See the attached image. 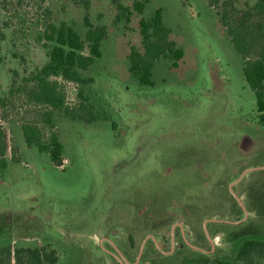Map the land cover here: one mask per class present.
Masks as SVG:
<instances>
[{"label":"rangeland","instance_id":"1","mask_svg":"<svg viewBox=\"0 0 264 264\" xmlns=\"http://www.w3.org/2000/svg\"><path fill=\"white\" fill-rule=\"evenodd\" d=\"M133 1L0 0V125L9 146L0 248L54 250L55 264H119L117 257L122 264H264V256L235 259L242 241L264 242V186H254L264 173L230 187L264 164L248 148L264 126L242 57L206 0H149L141 14ZM157 9L183 57L176 68L156 61L153 86H143L129 72L128 54L142 52L138 22ZM84 17L106 30L100 57L79 82L49 79L80 119L35 104L27 92L54 46L45 28L65 24L84 39ZM27 122L45 142L56 137L61 166L26 144ZM209 219L232 223L204 228Z\"/></svg>","mask_w":264,"mask_h":264},{"label":"trees","instance_id":"2","mask_svg":"<svg viewBox=\"0 0 264 264\" xmlns=\"http://www.w3.org/2000/svg\"><path fill=\"white\" fill-rule=\"evenodd\" d=\"M217 14L222 27L235 49L242 57L244 80L255 97L258 121L264 125V0H255L251 6L240 11L234 5L238 0H206ZM149 0H134L132 10L141 14ZM119 9H124L118 5ZM87 28L84 39L65 24H49L44 30V39L54 43L48 54V62L30 77L32 86L27 97L35 104L47 105L52 109H63L72 118L78 116L73 109L64 106V98L57 90L51 77H60L65 81L79 82L80 71H86L100 57V44L106 38L103 26L93 27L84 17ZM142 52L130 47L128 54L129 72L140 85L153 86L152 68L158 60H169L176 68L183 57V51L169 39L170 31L162 22L161 10H155L149 20L138 22ZM87 53L84 54V50ZM21 132L27 145H33L39 152H46L51 163L59 167L62 164V147L55 136L48 142L43 140L39 128L27 122L21 126ZM8 140L0 125V173L6 168L4 156L8 150ZM264 256V242L254 239L242 241L235 259L243 261L252 256ZM57 256L54 250L46 248H18L12 250L7 245L0 248V264H55ZM222 264V263H219Z\"/></svg>","mask_w":264,"mask_h":264},{"label":"crops","instance_id":"3","mask_svg":"<svg viewBox=\"0 0 264 264\" xmlns=\"http://www.w3.org/2000/svg\"><path fill=\"white\" fill-rule=\"evenodd\" d=\"M260 125H262V124H260ZM262 126H264V125H262ZM263 133H264V131H263ZM249 140L247 141V142H249V146H248V148L249 149H253L254 151L256 150V151H259V152H261L262 153V156L264 157V137H262V139H260L259 141H257V142H254L253 140H252V138L250 139V138H248ZM255 144V145H254ZM255 167H262V168H260V169H256V170H251V171H249V172H254V171H257V172H260V173H264V164L263 165H254V166H252V167H250V168H255ZM250 168H248V169H250ZM248 169H246V170H248ZM243 172H245V171H243ZM242 172V173H243ZM249 172H247V173H249ZM247 173H245V174H247ZM244 174V175H245ZM264 175V174H263ZM264 177V176H263ZM263 182V181H262ZM261 184V182H255L254 183V186L255 185H257L258 187H263L264 186V182H263V185L261 186L260 185Z\"/></svg>","mask_w":264,"mask_h":264},{"label":"water","instance_id":"4","mask_svg":"<svg viewBox=\"0 0 264 264\" xmlns=\"http://www.w3.org/2000/svg\"><path fill=\"white\" fill-rule=\"evenodd\" d=\"M260 168H262V167H255V168H250V169H248V170H245V172H243V173L241 174V176H240L236 181H234L232 184H230V187H231L232 185H234L235 183H237L245 173H247V172H249V171H251V170H256V169H260ZM207 222L232 223V222H230V221H226V220L209 219V220H205V221L203 222L204 228H205V225H206ZM233 223H234V222H233ZM139 256H140V254H139ZM139 256H138V258H139ZM137 261H138V259H137ZM126 264H129V263H126Z\"/></svg>","mask_w":264,"mask_h":264},{"label":"flooded vegetation","instance_id":"5","mask_svg":"<svg viewBox=\"0 0 264 264\" xmlns=\"http://www.w3.org/2000/svg\"><path fill=\"white\" fill-rule=\"evenodd\" d=\"M178 226V228H180V230H182L181 229V227L179 226V225H177ZM182 232V231H181ZM112 234H114V232H112ZM147 238H151L150 236H148ZM106 242L108 243V244H110L111 245V240H109V238H106ZM113 247V246H112ZM114 249V251L116 252V254H118V255H122V253H119V251L118 250H116V248H113ZM172 254V251H169V252H163V256H169V255H171ZM111 255H112V252H111ZM113 256L114 255H112V258H113ZM119 264H122V262L120 261V259L117 257V260H116Z\"/></svg>","mask_w":264,"mask_h":264}]
</instances>
